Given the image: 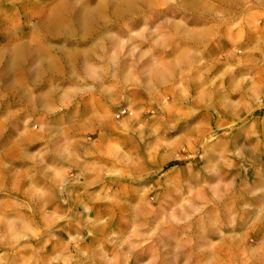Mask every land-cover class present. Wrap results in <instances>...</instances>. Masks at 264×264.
<instances>
[{
    "label": "clouds",
    "instance_id": "1",
    "mask_svg": "<svg viewBox=\"0 0 264 264\" xmlns=\"http://www.w3.org/2000/svg\"><path fill=\"white\" fill-rule=\"evenodd\" d=\"M0 264H264V0H0Z\"/></svg>",
    "mask_w": 264,
    "mask_h": 264
}]
</instances>
